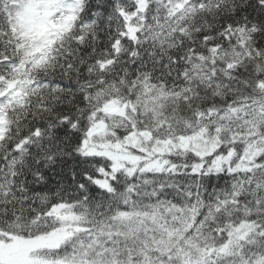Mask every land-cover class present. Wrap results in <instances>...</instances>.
Masks as SVG:
<instances>
[{
  "label": "snow or ice",
  "instance_id": "6c2138e0",
  "mask_svg": "<svg viewBox=\"0 0 264 264\" xmlns=\"http://www.w3.org/2000/svg\"><path fill=\"white\" fill-rule=\"evenodd\" d=\"M0 264H264V0H0Z\"/></svg>",
  "mask_w": 264,
  "mask_h": 264
}]
</instances>
